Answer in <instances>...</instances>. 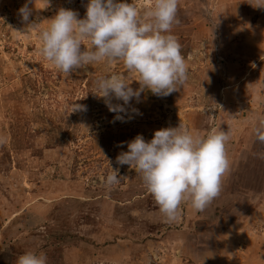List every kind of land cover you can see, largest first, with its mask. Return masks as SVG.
I'll use <instances>...</instances> for the list:
<instances>
[{"label": "rangeland", "instance_id": "374dc122", "mask_svg": "<svg viewBox=\"0 0 264 264\" xmlns=\"http://www.w3.org/2000/svg\"><path fill=\"white\" fill-rule=\"evenodd\" d=\"M88 2L0 0V264L27 252L46 254L47 264H264V143L254 133L264 119L262 4L179 0L171 34L186 84L167 97L145 90L125 106L132 118L113 122L95 81L123 74L136 90L138 74L118 61L68 76L39 53L48 20L60 8L83 19ZM26 3L34 28L19 15ZM181 122L201 137L230 129L231 169L205 211L184 202L169 221L135 168L116 163L128 151L117 145ZM112 169L127 179L108 186Z\"/></svg>", "mask_w": 264, "mask_h": 264}, {"label": "clouds", "instance_id": "9594fccd", "mask_svg": "<svg viewBox=\"0 0 264 264\" xmlns=\"http://www.w3.org/2000/svg\"><path fill=\"white\" fill-rule=\"evenodd\" d=\"M258 2L264 8V0ZM178 5L179 0H151V6L141 12L134 3L89 0L83 19L78 18L76 11L60 8L48 20L49 26L39 33V53L68 76L100 62L122 61L130 74H138V89L134 90L123 74L100 78L95 84L99 93L96 95L104 99L110 112L116 113L113 122H127L125 116H132L125 106L130 107L133 98L139 103L145 90L167 97L187 82L188 66L182 45L171 34L173 27L181 23ZM19 15L28 28L36 27L37 23H29L32 9L28 3L19 9ZM113 99L123 101V105L113 104ZM78 110H84L83 106L73 105V112ZM131 111L140 115L136 108ZM254 133L264 143V119ZM230 136V129H213L201 137L181 122L178 127L156 131L150 141L137 135L134 140L117 145L122 148L126 143L128 151L121 152L116 163L135 168L159 211L174 221L182 203L190 202L195 210L203 212L219 197L223 178L231 169L226 148ZM122 179L127 178L112 169L106 184L117 185ZM16 264H47V256L27 252L17 258Z\"/></svg>", "mask_w": 264, "mask_h": 264}]
</instances>
